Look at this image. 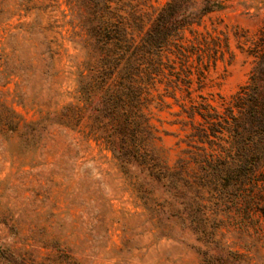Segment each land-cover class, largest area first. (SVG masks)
Wrapping results in <instances>:
<instances>
[{
    "label": "rangeland",
    "instance_id": "rangeland-1",
    "mask_svg": "<svg viewBox=\"0 0 264 264\" xmlns=\"http://www.w3.org/2000/svg\"><path fill=\"white\" fill-rule=\"evenodd\" d=\"M166 1L119 3L144 30ZM222 2L183 29L184 61L177 47L164 52L167 67L143 108L169 166L188 157L192 123L202 120L190 107L204 100L222 112L254 65L264 0ZM93 17L94 0H0V264H204L199 249L216 242L239 264H264V213L246 230L209 223L213 236L199 240L185 222L144 208L90 109L78 123L60 117L84 105L83 85L94 98Z\"/></svg>",
    "mask_w": 264,
    "mask_h": 264
},
{
    "label": "trees",
    "instance_id": "trees-1",
    "mask_svg": "<svg viewBox=\"0 0 264 264\" xmlns=\"http://www.w3.org/2000/svg\"><path fill=\"white\" fill-rule=\"evenodd\" d=\"M221 8L222 0H167L143 30L140 17L122 13L119 0H94L89 37L97 66L94 98L89 99L90 85H83L84 105H69L60 115L78 123L84 106L90 109L103 132L100 138L144 208L157 220L185 222L205 242L215 232L206 231L209 223L215 228L224 220L246 230L255 212L264 213V26L250 51L249 78L223 111L204 100L190 107V116L196 113L202 120L192 123L187 158L173 166L160 158L143 108L167 67L164 52L177 47L184 61L185 49L177 44L183 29ZM205 246L199 249L204 264H239L240 254L220 242Z\"/></svg>",
    "mask_w": 264,
    "mask_h": 264
}]
</instances>
